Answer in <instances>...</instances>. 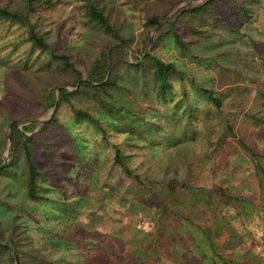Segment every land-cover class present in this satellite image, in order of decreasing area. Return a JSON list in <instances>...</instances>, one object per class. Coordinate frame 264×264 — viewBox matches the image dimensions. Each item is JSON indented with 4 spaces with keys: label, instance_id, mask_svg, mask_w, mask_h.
Listing matches in <instances>:
<instances>
[{
    "label": "rangeland",
    "instance_id": "obj_1",
    "mask_svg": "<svg viewBox=\"0 0 264 264\" xmlns=\"http://www.w3.org/2000/svg\"><path fill=\"white\" fill-rule=\"evenodd\" d=\"M84 1L58 0L54 7L31 15L36 31L48 43L45 51L27 39V27L0 19L1 154L11 123L20 122L21 128L44 114L36 117L49 87L62 82L55 89H75V70L54 59L52 52L66 53L84 78L101 45L112 41L83 14ZM94 1L104 5L129 40L124 45L133 62L134 49L146 32L143 20L169 13L186 0ZM23 4L24 0H0V5L11 9H21ZM237 4L247 8L249 17ZM190 7H184L186 12L173 27L187 44L175 43L167 30L160 44L146 52L173 60L181 72V79L178 75L173 79L171 98L158 100L147 76L122 67L121 86L109 99L122 125L109 128L110 143H119L129 154L131 165L162 203H166L161 193L168 181L176 182L167 195L168 207L155 205L153 196L133 199L136 186L113 164V148L94 125L74 117L72 106L98 109L94 99L74 95L61 106L57 100L51 115L56 114L55 121L39 131L33 142L41 171L38 192L45 200L37 203L26 196L20 149L10 162L8 156L9 167L0 174V229L17 243L21 264H50L52 259L61 264L60 258L72 264L79 257L65 256V242L74 239L94 256V264H204L198 231L210 228L219 191L246 200L250 212L240 216L243 228L260 239L255 210L261 200L253 164L240 142L264 155V0H219L194 16ZM140 49L141 59L145 45ZM204 87L221 98L220 108L207 101L201 93ZM175 102L181 106L179 111ZM95 112L106 126L103 115ZM190 115L193 128L183 132ZM164 120L165 128L155 133L152 123ZM205 120L215 135L207 133ZM42 124L26 133H36ZM170 129L177 130L172 141L160 140ZM133 222L138 223L134 230ZM0 264L18 262L0 252Z\"/></svg>",
    "mask_w": 264,
    "mask_h": 264
},
{
    "label": "trees",
    "instance_id": "obj_2",
    "mask_svg": "<svg viewBox=\"0 0 264 264\" xmlns=\"http://www.w3.org/2000/svg\"><path fill=\"white\" fill-rule=\"evenodd\" d=\"M217 1L219 0H205L201 3L191 5L189 8L190 15H199L200 13L206 11L208 6L214 5ZM57 3L58 0H24L23 8L21 9H11L6 5H0V19L27 27V39L33 44V46L45 51L49 47L48 43L45 41V38L36 31L35 25L31 21V15L38 9L46 11L57 5ZM177 4L178 2L174 5ZM81 8L83 10V14L88 18V20L94 22L99 28L108 34L112 41L101 45L91 61L84 78H82V74L74 66L73 62L70 61L69 56L66 53L52 52L51 55L54 59L60 60L65 67L75 70L76 77L74 81H79L77 86L76 84H73L75 87L74 90H69L67 88L60 89L58 106H61L64 102H68L70 97L79 94L86 95L89 96V98L94 99L95 104L98 106V109L95 111H99L103 115L104 120L106 121V126L102 124L100 116H98L97 112H93L88 106H72L74 117L94 125L101 133L104 143L113 148V164L119 166L122 173L136 186L132 198L136 199L139 196L148 198L151 196L154 198L157 197L155 205H163L165 209L168 207V201L170 200V197L167 199V195L171 192L170 186H173L176 182L173 180L168 181V184L161 193V195L165 197L166 203H162L159 200V196L155 195L152 190L146 186L145 178H142L143 175L137 172L131 165L129 154L120 147L119 143H110V140L108 139V130L109 128L110 130H116L122 126L119 123L117 118L118 116L116 115L118 110H113L114 106L112 105V101L109 100L113 97L114 91L119 89L121 86V75L119 77L120 68H132L135 71L141 72L143 76H147L149 81H151L155 86V97L158 100L167 101L168 97L171 98L174 87L173 79L177 75L179 77L181 76V72L177 69L176 63L173 60L164 61L159 56L152 53H147L140 59L142 55L140 48L144 45L146 47L149 31L158 26L168 12H165L164 14H151L143 20L146 32L137 43L132 55L133 62H130L123 46L112 47L109 51L111 45L116 43L129 45V40L125 39L120 33L119 28L116 27L114 22L110 19L109 13L104 5L100 4L98 1L85 0L82 3ZM237 8L245 17H249L247 8L242 4H237ZM186 10L187 8H182L157 30L150 47L151 50L155 49L160 44V39L165 37L164 35L167 30L172 33L175 43L180 44L181 47L187 44L181 39L179 33L173 29L176 21L180 19L179 16L183 12H186ZM168 27L169 29H167ZM192 31L195 33L202 32L197 29H193ZM109 55L111 63L110 67H108ZM61 83L62 82H57L53 84L54 86L47 89L46 93L43 95V98L45 99L44 104L39 108V112L36 117L45 113L53 106L54 89L56 85ZM201 93L207 98V101L215 107L220 108L222 106L221 98L215 95L211 88L204 87L202 88ZM174 105L179 111L181 106L178 105V102H175ZM183 110L185 112L187 111V108ZM55 115L56 114L44 121L40 129L32 135L26 132L33 131L36 124L35 121L24 124L21 128L18 127L17 122L11 123L12 129L10 134V148L8 150L9 162L15 157L16 150L20 149L25 168L26 196L29 200L37 203L45 200V197L38 192V179L41 171L34 158L33 142L39 131H44L55 121ZM178 116H181V114ZM188 119L189 122L182 127L183 132L187 129L193 128L191 125V115ZM165 121L166 120L160 122V124L155 122L152 123L155 125V133H161L166 126ZM205 125H208L207 133L209 135H215V131L213 126L209 124V120H205ZM130 126L133 127L132 125ZM226 126L228 130L231 129L228 124H226ZM175 129L174 131L173 129L168 131L165 130L164 134L159 136V139L163 142H171L174 136H176V133L174 132L177 130ZM209 141L214 143L213 139H209ZM240 145L247 153V157L249 156L250 161L253 164L252 175L256 178V188L258 189L259 199L261 200V203L256 205L257 208L255 210L257 216L260 218V222L257 224L259 226L258 234L261 240L257 241L251 236L248 230L243 228L240 216L247 215L250 212V209H248L245 205V203H247L246 200L233 196L229 193L219 191L216 193V199L219 201V204L210 215L213 216L210 228L206 230L204 227H200L198 231V235H200L198 236L199 242L204 243L199 245L200 248L204 245V247H202L204 248V251L201 252L204 264H264V209L261 207L264 204V155L244 142H240ZM9 162L0 166V174L5 173L9 167ZM0 164H2L1 148ZM180 186L184 188L186 187V185ZM227 202L232 204H227ZM162 213L165 214V211ZM233 220L236 221L237 225L232 222ZM97 224V222L94 223L95 230H99ZM131 225L133 229L137 227L138 223L133 222ZM247 234H249L247 236L248 238L245 236ZM73 241V243L70 241L65 242V249L67 250V254L65 256L76 255L79 257V259L72 264H94L96 259L93 255H90L89 253L86 254L87 252L85 251V246L81 244L80 240L74 239ZM53 242L54 241H52V243ZM0 252H6L11 261H17L18 264L22 263L21 252L18 249L17 243L12 237L7 238L1 229ZM60 261L61 264H68L67 262H64V259L60 258ZM58 263L59 262L57 260L52 259L50 264Z\"/></svg>",
    "mask_w": 264,
    "mask_h": 264
},
{
    "label": "water",
    "instance_id": "obj_3",
    "mask_svg": "<svg viewBox=\"0 0 264 264\" xmlns=\"http://www.w3.org/2000/svg\"><path fill=\"white\" fill-rule=\"evenodd\" d=\"M205 0H186V1H183V2H180L173 10H171L165 17L164 19L160 22V24L158 26H156L155 28H153L151 30V32L149 33L148 35V40H147V45L145 47V51H144V54H146V52L149 50L150 46H151V43H152V40H153V37L155 35V33L157 32V30L162 26L164 25L169 19H171L175 14H177L182 8L188 6V5H195V4H198V3H201ZM115 46H123L126 50V53L128 54V57H129V61L131 62V57H130V50L128 49V47H126L124 44H113L110 48H109V51L112 47H115ZM110 55H109V61H108V67H110ZM109 73V72H108ZM79 81L76 83V86L78 85ZM61 88H67L70 90L69 87H66V86H58L56 89H55V95H54V103H53V106L51 107V109H49L48 111H46L43 115H41L38 119H36V125H41L44 121H46L48 118L51 117V115L53 114L55 108H56V105H57V100H58V97H59V91ZM20 122H17V125L18 127L20 126ZM11 125L9 126V129H8V132H7V135H6V138H5V144H4V148H3V151H2V154H1V157H2V164H5L8 160V150L10 148V134H11ZM35 130V129H34Z\"/></svg>",
    "mask_w": 264,
    "mask_h": 264
},
{
    "label": "crops",
    "instance_id": "obj_4",
    "mask_svg": "<svg viewBox=\"0 0 264 264\" xmlns=\"http://www.w3.org/2000/svg\"><path fill=\"white\" fill-rule=\"evenodd\" d=\"M259 240H261V239H259Z\"/></svg>",
    "mask_w": 264,
    "mask_h": 264
}]
</instances>
